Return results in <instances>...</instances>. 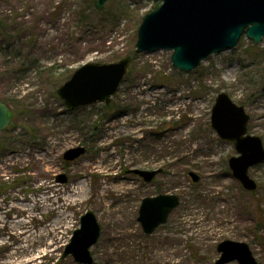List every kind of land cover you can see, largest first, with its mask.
I'll use <instances>...</instances> for the list:
<instances>
[{
    "label": "rangeland",
    "instance_id": "rangeland-1",
    "mask_svg": "<svg viewBox=\"0 0 264 264\" xmlns=\"http://www.w3.org/2000/svg\"><path fill=\"white\" fill-rule=\"evenodd\" d=\"M95 2L0 0V101L12 112L0 134V264H27L29 253L31 264H80L63 255L87 212L100 228L93 264H216L224 241L246 244L264 264V163L248 173L257 190L245 191L228 165L234 145L211 128L224 93L264 145V41L242 37L183 73L172 51L136 53L139 26L161 1ZM126 57L107 105L70 110L58 97L82 66ZM78 147L85 154L66 162ZM135 171L159 174L146 184ZM158 195L179 205L145 235L139 207ZM46 244L53 253L42 259Z\"/></svg>",
    "mask_w": 264,
    "mask_h": 264
},
{
    "label": "water",
    "instance_id": "water-1",
    "mask_svg": "<svg viewBox=\"0 0 264 264\" xmlns=\"http://www.w3.org/2000/svg\"><path fill=\"white\" fill-rule=\"evenodd\" d=\"M107 0H96L95 7L102 9ZM160 7L146 15L139 26L136 53L157 50L172 51L171 63L180 72L189 73L208 57L233 49L245 36L253 45L264 40V0H160ZM131 62V57L109 64H87L78 69L57 91L59 98L70 109L108 104L117 93ZM9 108L0 101V133L11 123ZM249 116L221 93L211 113V127L225 141L232 142L238 157L229 160L232 176L243 189L253 192L256 183L248 172L264 163V146L260 138L247 134ZM85 154L82 147L68 150L63 159L72 162ZM145 182L156 172L135 171ZM194 182L198 177L190 174ZM66 183L65 177L59 178ZM173 195H159L142 200L137 221L145 235L152 234L166 223L169 214L178 206ZM100 228L95 216L87 212L81 218L80 228L73 233L63 257L71 255L75 262L93 264L89 249L96 244ZM220 258L216 264H257L248 246L224 241L217 247Z\"/></svg>",
    "mask_w": 264,
    "mask_h": 264
},
{
    "label": "bare ground",
    "instance_id": "bare-ground-1",
    "mask_svg": "<svg viewBox=\"0 0 264 264\" xmlns=\"http://www.w3.org/2000/svg\"><path fill=\"white\" fill-rule=\"evenodd\" d=\"M147 96H146V98L148 97V98H150V97H156V92H152V93H147L146 94ZM147 98V99H148ZM70 193H72V194H74L75 192L73 191V192H70ZM75 195V194H74ZM75 196H77V195H75ZM73 202L75 203L76 202V199H74L73 200ZM68 207L70 206V204L69 205H67ZM41 237H43V234L40 236H38V237H36L37 239L38 238H41ZM46 246H47V248L45 249V250H43L41 253H42V255H41V257H42V259H45V258H47V257H49V256H51V254L53 253H51L50 252V250H48L49 249V246H48V244H46ZM26 248V249H25ZM24 248V251L25 250H27L28 248L27 247H25ZM56 251H54V253H55ZM25 253V252H24ZM27 256H29L28 258H30V259H28V261L26 262L27 264H31V263H34L35 261H36V258L34 257V254L32 255H30V253L29 254H26Z\"/></svg>",
    "mask_w": 264,
    "mask_h": 264
},
{
    "label": "flooded vegetation",
    "instance_id": "flooded-vegetation-1",
    "mask_svg": "<svg viewBox=\"0 0 264 264\" xmlns=\"http://www.w3.org/2000/svg\"><path fill=\"white\" fill-rule=\"evenodd\" d=\"M156 172V171H155ZM159 174V172H156V175L152 178V180L150 181V182H145L144 181V179L141 177V176H139V175H136V176H138L144 183H146V184H149V183H151V182H153L154 181V179L156 178V176ZM149 198H152V197H149ZM160 227V226H159ZM158 227V228H159ZM232 263V262H231Z\"/></svg>",
    "mask_w": 264,
    "mask_h": 264
}]
</instances>
